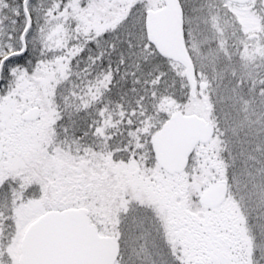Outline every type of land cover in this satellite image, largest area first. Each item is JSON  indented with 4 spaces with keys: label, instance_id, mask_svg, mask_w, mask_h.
Wrapping results in <instances>:
<instances>
[{
    "label": "snow or ice",
    "instance_id": "obj_1",
    "mask_svg": "<svg viewBox=\"0 0 264 264\" xmlns=\"http://www.w3.org/2000/svg\"><path fill=\"white\" fill-rule=\"evenodd\" d=\"M0 264H264V0H0Z\"/></svg>",
    "mask_w": 264,
    "mask_h": 264
}]
</instances>
